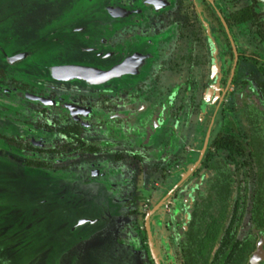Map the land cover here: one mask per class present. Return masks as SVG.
<instances>
[{
  "label": "flooded vegetation",
  "instance_id": "1",
  "mask_svg": "<svg viewBox=\"0 0 264 264\" xmlns=\"http://www.w3.org/2000/svg\"><path fill=\"white\" fill-rule=\"evenodd\" d=\"M237 1L226 7L220 0H83L76 7V0H20L17 7L4 0L0 123L20 132L0 131V143L18 155L0 157L13 165L5 173L12 185L26 180L31 187L21 189L20 202L9 187V201L47 207L31 217L36 223L45 217L71 223L61 251L49 255L53 247L46 246L22 264H264V150H253L258 141L264 147V89L248 70L236 71L246 60L264 75V62L251 48L237 49L236 27L248 24L264 41L249 22H235L250 4ZM255 10L264 29L258 3ZM62 66L119 72L90 85L54 79L52 69ZM71 86L92 91L75 96ZM179 93L192 95L184 111L183 104L173 109ZM171 116V133L183 117L203 132L199 147H186L172 164L169 186L144 200L132 185L109 183L107 173L97 172L108 157L169 163L173 151H149L148 141ZM253 127L261 135L253 136ZM32 130L51 137L42 142ZM77 161L92 165L85 177L106 183L77 182ZM15 246L5 247L0 264H17Z\"/></svg>",
  "mask_w": 264,
  "mask_h": 264
},
{
  "label": "rangeland",
  "instance_id": "2",
  "mask_svg": "<svg viewBox=\"0 0 264 264\" xmlns=\"http://www.w3.org/2000/svg\"><path fill=\"white\" fill-rule=\"evenodd\" d=\"M20 0H14L13 5L20 7L19 4ZM77 2L74 3V0L72 3L73 5L78 7L82 5L83 0H76ZM258 1V8L261 12L264 14V8L261 7V3L264 0H257ZM262 1V2H261ZM69 0H66V3H68ZM222 6L228 7L229 0H220ZM247 3L246 0H239L237 1V7L243 6ZM6 3L4 0H0V7L5 6ZM32 36V35H31ZM236 37L238 40V46L237 49L240 51L242 50V47L251 48L255 53L256 56H258L259 61L261 64L264 62V44L260 43L257 38L255 37L253 33L252 27H250L248 24H243L236 27ZM223 53V49L221 50V54ZM78 56V55H76ZM80 57V56H79ZM78 57V58H79ZM77 57H74L72 59V62L81 63ZM68 61V60H67ZM241 63L237 66L236 71L239 73L245 71L244 69L248 70L252 74V79L257 82V84H261L262 88L264 89V75L262 72L257 70V64L249 63L248 61L241 60ZM64 89V88H62ZM67 90L73 89L76 94L75 96H82L87 93H91L92 90L89 89H82L77 87H69L66 88ZM72 90V91H73ZM192 95H186L183 96L182 94H175L173 96V109H175L179 104H183L184 110L187 108V104L190 101ZM194 98V97H193ZM194 101V108L193 112H196V104L197 99H193ZM174 111V110H173ZM172 111V116L173 112ZM144 114V113H142ZM141 114V116H142ZM170 117L166 121H163L160 127V130L152 136L151 140L148 141L151 145L149 148V151H165L170 150L173 151V156L170 159L171 161L169 163L165 162L163 158H143L140 162H134L132 159H130L128 156L123 157L120 161L113 162L111 157H108L105 161H108V167H102L104 165H101L99 167H95L97 172L100 174H108V180L109 183H118L123 182L127 185H132L134 190V194L137 195V198H150L151 191L155 189H161L165 185L169 186L173 181L174 177L172 178L168 171L175 165L180 157V152L184 151L186 147H193L194 150L199 147V142L201 139V135L203 132V129L200 128L196 120L192 117L189 118V121L185 119V117L182 118V120H179V122L175 125L173 133H171L172 125L174 123L173 117ZM27 125L33 129L32 122L33 120L31 118L28 119ZM8 122V121H7ZM3 123H0V131L3 130L4 134H8L12 132L13 134H16V132H20V128H14L10 127L9 131L6 128L3 127ZM141 125V124H140ZM17 126V125H16ZM139 126V125H138ZM138 133L137 137L140 138V142L142 144H146L147 136L145 133V128L143 126L138 127ZM30 136H38L43 139L42 142H46L49 140L51 135L47 132H41V131H28ZM22 134V132H21ZM149 137V136H148ZM150 138V137H149ZM0 151L9 153L12 157H17V153H14V150L11 148H7L3 144L0 143ZM121 152H124V155H128L127 149H120ZM154 154V153H151ZM9 156L10 158H12ZM12 158V159H14ZM113 162V163H112ZM96 164L95 162L93 163ZM13 165L8 162V160L3 159L0 157V258H5L6 256L1 252H6L5 254L8 255V251L5 250L6 246H10L13 243H16L17 248L16 253L14 254V262L18 261L17 264L24 263V258L26 255H28L30 252H35L37 250L44 249L46 246H52L53 248L50 249L49 255L52 254V250L58 251L62 250V246L64 243L63 235L68 230L71 223L69 222H63V221H57L54 219H50L45 217L44 221L37 222L33 219L32 216L36 217L37 214H42L46 212L47 207L40 209V206L33 205V202H28L19 204L17 202H20L19 195L24 196L23 191L21 189H24L25 193L26 191L30 190L31 187L27 188L28 182L26 180H18L16 184H11L12 179L9 178L8 175H5L8 171H10V168ZM93 168L92 165H88L87 162H76L75 163V169L79 173L76 176V181L81 182L84 179L86 181L92 182V183H106L105 179H96V178H90V176H84L83 174ZM121 169V170H120ZM118 170V171H117ZM119 172V173H118ZM47 178V176H45ZM63 175L60 177L61 180ZM57 179H55L53 182H56ZM47 183V182H46ZM50 184V182H49ZM48 186V185H46ZM165 186V187H166ZM13 189V193L17 194L14 198H18L17 202L9 201L11 198V193L8 190V188ZM18 188V189H17ZM27 189V190H26ZM97 190V189H96ZM45 197L44 202L48 201L47 194L50 192L46 191V189L43 191ZM78 198L83 199V194L86 193V191H81L80 189L76 191ZM13 194V195H14ZM99 194L98 191H96L95 196ZM141 196V197H139ZM86 197V196H85ZM84 197V200H85ZM39 197L38 200H41ZM67 198L65 197V194L62 196V199ZM143 202V201H142ZM8 203V204H5ZM79 203V202H78ZM83 202H80V204ZM144 203V202H143ZM26 204V205H25ZM46 204V203H45ZM62 207L56 206V212L58 209H62ZM67 208V207H66ZM135 208L138 211H141L143 209L142 204L135 205ZM34 209V210H32ZM39 209V210H36ZM30 210H32L30 212ZM34 214V215H33ZM54 215L55 212L53 213ZM59 215V214H58ZM136 225L139 227L141 225V220L138 216L136 217ZM13 232H18V234L13 235L11 234ZM49 244V245H48ZM58 248V249H57ZM52 257V256H51ZM10 258V257H9ZM7 257V259H9ZM12 258V259H13ZM3 264H10V262H6Z\"/></svg>",
  "mask_w": 264,
  "mask_h": 264
},
{
  "label": "water",
  "instance_id": "3",
  "mask_svg": "<svg viewBox=\"0 0 264 264\" xmlns=\"http://www.w3.org/2000/svg\"><path fill=\"white\" fill-rule=\"evenodd\" d=\"M260 5L264 8L263 2ZM117 72H119V69L117 68L109 71H103L91 68L62 66L60 68L52 69V76L56 80L77 79L86 83H90V85H96L100 84V82L103 80L112 79L113 75L117 74ZM59 74L61 75L59 76Z\"/></svg>",
  "mask_w": 264,
  "mask_h": 264
},
{
  "label": "trees",
  "instance_id": "4",
  "mask_svg": "<svg viewBox=\"0 0 264 264\" xmlns=\"http://www.w3.org/2000/svg\"><path fill=\"white\" fill-rule=\"evenodd\" d=\"M258 1L256 0H250V4L247 5L246 7L240 9L237 12L236 15V23L240 24V23H244V22H249L252 26L256 27V33L259 35V37L261 38L262 41H264V29H263V24L261 21H259V14L256 12L255 7L257 5ZM253 132V136H259L260 131H258V129L256 128H252ZM261 141H258L257 143H255V148H253L254 151H263L264 147H261ZM262 166V165H261ZM260 166V168H261Z\"/></svg>",
  "mask_w": 264,
  "mask_h": 264
}]
</instances>
